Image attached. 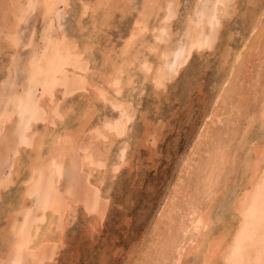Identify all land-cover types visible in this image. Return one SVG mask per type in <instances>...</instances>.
I'll return each mask as SVG.
<instances>
[{
  "label": "bare ground",
  "instance_id": "6f19581e",
  "mask_svg": "<svg viewBox=\"0 0 264 264\" xmlns=\"http://www.w3.org/2000/svg\"><path fill=\"white\" fill-rule=\"evenodd\" d=\"M178 3L179 0H144L141 5L139 4L141 9L137 12L136 23L123 44L121 43L122 46L118 51H115L113 47H105L102 51L101 62L99 65H93L90 68L92 71L90 75L82 71L79 64L92 59V57L90 59V56L94 41L92 42L91 38L88 37L83 41V44L80 42L82 44V47H80V45L77 46L75 40L67 37L66 33L61 30L59 33L60 41L58 40L59 43L58 45L56 44L57 47L55 48L61 62L59 65L57 64L58 67H56L54 74H51V71L48 70V73L52 75L50 76L52 81L49 78L52 82L51 85L43 81L45 77L40 84L37 81L41 86L40 94L36 96V99H28L23 106L17 109L20 117L12 121L11 119L15 118L13 116L10 119L11 122L7 120V116L0 118V127L4 131L2 132L0 129V132H2L0 134V160L5 159L12 152L14 156L11 167H14L15 172L20 166L18 163L22 152L25 153L28 159L26 175L22 177L24 179L21 181L22 187L18 192L15 211L12 207V213L5 215V227L3 226L2 231H0V249L2 248L0 257L2 260L6 259V255L12 250H18V248L25 246L28 253L27 256L31 257L30 261L33 264H38L42 256L43 245L52 242L56 244V242L61 240V235L57 231L56 226L62 205L54 189V181L56 178L61 179V169H64V167L76 172L77 166L72 163L73 152L79 155V169L86 174L88 185L98 191L107 177L110 176L109 171L106 169L109 152L112 146L117 144L118 139L123 138L122 145L119 141L121 145L117 162V166H119V160H122L128 146L129 124L136 114V109L132 107L130 100H128L129 98H124L123 94L124 90L133 84V77L130 75V71L135 69L141 72L143 81L150 82L157 88L169 82V75L165 72L166 50L170 46V27L171 23L174 22L173 20L177 17L176 7ZM27 4L29 5V3ZM35 4L37 5L38 3ZM130 4L129 0H126V2L124 0H81L80 14L79 16L77 14L78 19L76 21L78 30L83 31L85 29L81 19L86 13L88 14L89 12L92 31L98 33L100 28L109 27L111 16L117 8H121L122 17L128 14L131 10ZM226 4V1H216L213 16L217 22L220 20L222 10ZM39 5L41 4L39 3ZM46 5L50 6V3ZM197 5L198 0L195 1L191 15L185 20L182 33L180 32L179 34H182L184 40L183 47L184 45L196 46L200 54L204 44L210 47V39L203 43V25L192 18V13ZM62 6L60 7L62 8ZM170 6L174 7L172 14L169 12ZM6 8L8 12L12 11L11 6ZM52 9L54 10V8ZM20 21L22 22L23 20ZM3 23L7 36L0 40V55L5 53L3 50H6L8 55H13L16 52V43L14 44L12 41V35L16 34L15 32L18 29H16L15 21L11 19V14L3 19ZM249 28L252 31L255 30V33L248 45L244 44L241 51L238 50L234 53L227 74L219 78L216 86L215 106L211 115H209L210 120L205 123L199 133L193 152L190 155L188 154L186 163L182 166L180 175H178L177 182L171 188V192L169 191L170 194L167 195L169 197H166L168 203L165 202L167 205L160 212L159 218H157L158 225L153 228L146 249L142 252L141 259L134 264H184L186 259L191 256L194 258V263L192 264H264V98L260 103H257L259 107L255 110L256 112H252L254 116H251L248 113V104L246 105L245 101V97L249 98L250 94L248 95V92L244 89L246 79L242 76L246 73L244 69L246 70V67L252 64H250V58L253 59L256 54L258 57V54L262 52L264 55V13L258 14L257 19L250 22ZM147 33H151V36L150 34L149 36L152 37V41L146 39ZM164 33L166 36L163 39ZM45 49V51L48 50L47 48ZM145 53L154 56L155 64L149 63L148 55ZM151 58L153 59V57ZM262 58L263 56L260 60L263 62ZM179 61L180 56L177 55L174 61L176 74L181 69ZM72 63L77 65H71ZM87 65L89 66V62ZM69 66H72V68L69 69ZM254 68H256V65ZM31 70L38 76L42 74L35 67ZM134 72L136 73V71ZM77 77L81 78L79 86L77 85L78 81L76 82V79H74ZM86 77L89 78V85L84 83ZM257 78L258 80L261 79L260 76H257ZM250 85L249 87L252 88V85ZM74 90L80 91V96L87 99V104L81 114V120H78L79 123L75 129L69 130L66 128L69 124L66 122V127H63L62 130H55L56 126L60 127V124L63 125L62 123L66 121L64 120L65 117L68 116L69 111H72L73 104L66 103V98L70 94L73 95L72 92ZM157 92L159 93V91ZM20 101L18 100V103ZM97 104L103 107L111 106L117 111L115 112L117 116L103 118L98 123L99 125H94L93 129L88 132V130L86 131L87 125L91 118L94 117V114L97 113ZM2 114L4 115V112ZM231 114L237 116L233 121L229 117ZM241 118L247 120L248 129L240 130L241 125L239 126L237 122L239 123ZM39 122L42 123L40 130L37 129ZM222 124L224 126H231L232 124L233 127L228 128L227 132L219 127ZM255 125L258 126L257 130L260 128L258 136L251 135L252 131L250 129H254ZM220 129L225 132H220ZM224 133H226V140H224L225 142L227 141V145L226 143H224V146L221 143L220 145L217 144L218 142L216 143L217 145L212 144L213 142L211 143V141H221ZM241 133L245 134L246 137L242 138L243 142L239 145V150L243 149V147L245 149L247 144L248 147L246 150L243 149L245 153L244 159L239 160V155L231 157L230 149L233 147V141L239 139ZM84 135L85 137H83ZM203 155L205 157L207 155V157L204 158ZM231 163H238V167L243 169L244 183L239 190L231 191L232 188L228 187V190L231 189L229 193H231L232 199L226 200L224 198L225 189L220 188V182L222 176H224L223 172L226 170V166L228 167ZM44 169H48L49 173L47 175H44ZM227 172L226 175H230ZM110 177L112 178V174ZM5 188L4 184H0V189L4 190V192ZM93 199H96L95 195ZM87 203L88 199L86 198L83 201V207ZM91 204L97 219L101 212L98 211L96 201ZM215 209L219 211L214 218L212 211ZM31 210H33L31 212L32 220H29L28 212ZM16 213L23 215V221H21L23 223L20 225L15 221ZM197 224L199 226L196 227ZM216 224H219L218 228L215 227ZM56 233L59 239L53 237Z\"/></svg>",
  "mask_w": 264,
  "mask_h": 264
},
{
  "label": "rangeland",
  "instance_id": "374dc122",
  "mask_svg": "<svg viewBox=\"0 0 264 264\" xmlns=\"http://www.w3.org/2000/svg\"><path fill=\"white\" fill-rule=\"evenodd\" d=\"M124 1L126 2V0ZM143 1L129 0L131 10L128 14L122 17L121 8H117L111 16L109 27L100 28V31L95 33L91 29L92 25L89 12L81 19V23L85 29L83 31L78 30L76 21L80 14L81 0H50V2L49 0H0V28L3 27V19L11 14V19L15 21L16 29H18L15 32L16 34L12 35V41L14 44L16 43L15 54H10V56L6 50H3L5 53L0 55V94L3 95H0V118L7 116V120L11 122V120L14 121L20 117L17 109L23 106L28 99L37 98L36 96L40 94L41 89L39 84L44 77L45 80L43 79V81L51 85L52 78L50 76H52V73L54 74L56 67L61 62L60 56H58L55 49L60 41L59 33L61 30L66 33L67 37L75 40L77 46L80 45L82 47L83 41L88 37L91 38L92 42L94 41L90 56V59L92 57L91 60L93 61H88L89 66L87 65V61L79 64L82 71L90 75L92 74L90 68L93 65H99L101 62L102 51L105 47H113L115 51H118L122 46L121 43L123 44L136 23L137 12L141 9L140 5ZM195 1L179 0L178 6L176 7L177 17L171 23L169 34L170 46L166 50L165 72L169 75V82L157 88L154 84L143 81L141 72L135 69H131L130 71V75L133 77V84L127 87L123 94L124 98H129L128 100H130L132 107L136 109L138 116L135 114V117L129 124L130 135L128 134V146L123 154L122 160H119V166H117V162L123 138L118 139L117 144L113 145L109 152L106 169L109 171L110 176L112 174V178L110 176L107 177L104 184L99 188L101 193L100 190L98 191L96 188L88 185L86 174L79 169V155L75 152L72 153V163L77 166L76 172H73V170L67 167L66 170L64 167V169H61V179H55L54 189L62 205L56 226L57 231L61 235V240L56 242V244L52 242L43 245L41 251L42 256L38 264H134L141 259L142 252L146 249L153 228L158 225L157 218H159L160 212L167 205L166 203H168L166 197H169L167 195L170 194L171 188L177 182L178 175H180V170L186 163L188 154L190 155L193 152L199 133L202 131L205 123L210 120L209 115H211L212 109L215 106L214 100L217 94L216 86L218 80L223 77L222 75L225 76L227 74L234 53L238 50L241 51L244 44L248 45L255 33V30L252 31L249 28L250 22L257 19L258 14L264 13V0H198V5L192 13V18L194 21L201 22L203 25V43L210 39V47L204 44L203 50L199 54L196 46L184 45L183 47L184 40L182 34H179L180 32L182 33L185 20L191 15L190 13L193 10ZM216 1L227 2L218 22L213 16ZM35 3L38 4L36 5ZM49 3L50 6L46 5ZM6 5L11 6V12H8L6 8L8 6ZM173 9V6L169 7L170 14L173 13ZM184 17L185 19H183ZM19 20L23 21L19 22ZM85 20L86 22L84 23ZM88 33L91 34L89 35ZM149 34L151 36V33H147L146 39L152 41V37ZM4 36H7V31L3 27L0 30V40ZM165 36L166 34L164 33L162 36L163 39ZM180 41L181 43H179ZM45 48L48 50L45 51ZM46 54L47 56H45ZM145 54L148 55L149 63L155 64L154 56L148 53ZM261 54L263 56V62L260 60L262 57ZM177 55L180 56L179 63L181 69L176 74L174 61ZM256 55V58H250V64H252L248 65L246 70L244 69V72L247 74L244 73L242 75L246 79L247 84H245L247 87L244 86V89L248 92V95L250 94V97L247 96L249 98L245 97V101L246 105L248 104V113L251 116H254L252 112L259 107L257 103H260L264 98V55L263 52L259 53L258 57ZM36 64L37 66H35ZM71 65L77 64L72 63ZM255 65L256 68H254ZM63 66L65 65L63 64ZM33 67L42 73L41 76H38L31 70ZM69 67V69L72 68V66ZM25 68L28 70L26 69L25 71ZM48 70L51 71V74L48 73ZM257 76H260L261 79L258 80ZM247 77L250 78L248 79ZM74 79H76V82L78 81L77 85L79 86V80L81 78L79 79L77 77ZM86 79L84 83L89 85V78L86 77ZM29 80H31V83ZM249 84L252 85V88L249 87ZM76 90L72 92L73 95L70 94L66 98V103L73 104L72 111H69L68 116L65 117L64 120L66 121L63 120L64 122L62 124L64 126L60 124V127L56 126L55 130H62L63 127H66V122L70 124L66 128L69 130L75 129L79 123L78 120H81V114L85 109L87 99L81 97V92ZM18 100L22 102L20 101L18 103ZM96 108L97 113L88 122L87 126L89 129H86L88 132L93 129L94 125H99L98 123L103 118L117 116V113H115L117 111L111 106L103 107L97 104ZM3 112L4 115L2 114ZM229 117L232 121L237 118L233 114ZM237 124L239 126L241 125L240 130L249 128L247 126V120L244 118L239 119V123L237 122ZM41 126L42 123L39 122L37 129L40 130ZM231 126L233 127L232 124ZM231 126H224L222 124L219 127L228 132V128H232ZM257 128L258 126L255 125L254 129L252 128L253 130L250 129L252 131L251 135L258 136L260 134H258L260 128L258 130ZM0 129L4 132L2 127ZM222 129L219 131H222V133L225 132ZM225 135L226 133L222 135L223 139L221 141H211V143L213 142L212 144L214 145H220L221 143L223 146L226 143L227 145ZM239 136V139L233 141V147H231L230 151L231 157L233 155H239L241 159L237 156L238 159L242 160L245 157L244 150H246L248 144L245 149L243 147L244 150H239V145L243 142L242 138L246 137L242 133ZM255 136L253 137L255 138ZM13 156V153L10 152L5 159L0 160V184H4L6 187L5 192L0 189L1 199L3 198L2 200L0 199V231H2L3 226L5 227L6 216L12 213L11 211L14 210L15 204H17L18 192L22 187L21 181L24 179L22 177L26 175L25 171L28 159L25 153L22 152L20 155V161L18 163L20 166L15 172L14 167H11L13 165V163L11 164L13 162ZM203 156L204 158L207 157V155L206 157L205 155ZM231 164L228 165L230 169L226 166V170L223 172L224 176L221 178L222 183L220 182V188L225 189L224 198L226 200L232 199L231 193L229 192L239 190L244 183L243 169L238 167V163ZM227 170L232 171L227 172ZM226 172L230 175H226ZM43 173L47 175L49 173L48 169H44ZM228 187L232 188V190L230 188L231 191L228 190ZM94 195L96 199H93ZM86 198L88 199V203L85 205L87 207L84 206V208L83 201ZM93 201H96L98 211L101 212L97 219L95 211L91 208ZM33 210L28 212L29 220H32L31 212ZM218 211V209L212 211L214 218ZM16 214L15 221L20 225L23 223L21 222L23 221V215L21 213ZM218 226L219 224H216L215 227L218 228ZM56 235L57 233L53 237L59 239ZM24 247L18 248V250H12L6 255V259L2 260L0 257V264H33L30 261L31 257L27 256L26 247ZM192 263H194L192 256L186 259V263L184 262V264Z\"/></svg>",
  "mask_w": 264,
  "mask_h": 264
}]
</instances>
